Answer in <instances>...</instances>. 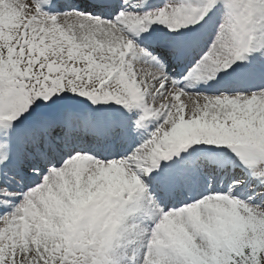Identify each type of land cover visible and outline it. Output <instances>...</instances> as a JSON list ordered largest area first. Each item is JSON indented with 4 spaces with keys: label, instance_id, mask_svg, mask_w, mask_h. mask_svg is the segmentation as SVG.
I'll use <instances>...</instances> for the list:
<instances>
[{
    "label": "snow or ice",
    "instance_id": "1",
    "mask_svg": "<svg viewBox=\"0 0 264 264\" xmlns=\"http://www.w3.org/2000/svg\"><path fill=\"white\" fill-rule=\"evenodd\" d=\"M0 264H264V0H0Z\"/></svg>",
    "mask_w": 264,
    "mask_h": 264
},
{
    "label": "rangeland",
    "instance_id": "2",
    "mask_svg": "<svg viewBox=\"0 0 264 264\" xmlns=\"http://www.w3.org/2000/svg\"><path fill=\"white\" fill-rule=\"evenodd\" d=\"M183 99V98H182Z\"/></svg>",
    "mask_w": 264,
    "mask_h": 264
}]
</instances>
